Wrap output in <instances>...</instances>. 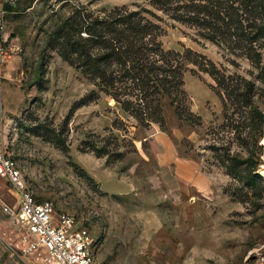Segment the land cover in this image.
I'll use <instances>...</instances> for the list:
<instances>
[{
  "label": "rangeland",
  "instance_id": "1",
  "mask_svg": "<svg viewBox=\"0 0 264 264\" xmlns=\"http://www.w3.org/2000/svg\"><path fill=\"white\" fill-rule=\"evenodd\" d=\"M139 4L148 5L146 0L16 2L8 16L15 65L9 90L3 85L0 141L38 200L53 201L56 215L72 214L90 230L97 241L96 264H254L264 249V70L210 40L196 41L194 29L165 24L166 49L192 48L226 77L251 83L252 102L229 98L209 73H197L189 64L179 113L167 101L163 123L145 127L49 41L59 21L76 8L100 13ZM155 130L201 162L212 181L208 193L165 192L155 172ZM104 145V155L93 150ZM251 171L259 176L251 179ZM119 177L133 181L135 189L124 194L130 186ZM4 186L3 198L15 208L18 193ZM19 234L0 208V264H26L15 245Z\"/></svg>",
  "mask_w": 264,
  "mask_h": 264
},
{
  "label": "trees",
  "instance_id": "2",
  "mask_svg": "<svg viewBox=\"0 0 264 264\" xmlns=\"http://www.w3.org/2000/svg\"><path fill=\"white\" fill-rule=\"evenodd\" d=\"M18 1L5 3L8 16ZM146 1L148 5H117L100 13L76 8L59 21L49 41L63 60L145 127L163 123L167 101L179 113L177 101L185 91L189 64L197 73H209L229 98L252 102L251 83L243 86L226 77L214 61L192 48L166 49L162 36L165 24H182L195 30L196 41L210 40L264 70V0ZM93 150L104 155L108 145ZM258 176L251 171V179Z\"/></svg>",
  "mask_w": 264,
  "mask_h": 264
},
{
  "label": "built area",
  "instance_id": "3",
  "mask_svg": "<svg viewBox=\"0 0 264 264\" xmlns=\"http://www.w3.org/2000/svg\"><path fill=\"white\" fill-rule=\"evenodd\" d=\"M8 12L0 9V137L5 128L3 81L9 62ZM0 179L15 188L18 204L10 206L0 194V208L19 227L16 247L26 264H96L97 241L87 227L69 213L56 215L53 201H41L26 181L22 169L2 143ZM254 264H264V249Z\"/></svg>",
  "mask_w": 264,
  "mask_h": 264
},
{
  "label": "crops",
  "instance_id": "4",
  "mask_svg": "<svg viewBox=\"0 0 264 264\" xmlns=\"http://www.w3.org/2000/svg\"><path fill=\"white\" fill-rule=\"evenodd\" d=\"M14 1L15 0H0V9L4 8L5 3ZM8 49L9 62L6 68V78L3 81V85L6 86L7 90H9V86L11 84V82L8 81L11 76L10 70H12L13 66L15 65V62L10 60L13 57V55H11V51L14 49V46L10 45L9 47L8 45ZM153 137L156 147V177L163 184L165 192L171 195L192 191L202 195L208 193L211 189L212 181L210 177L203 171L201 162H195L191 158L182 154L173 138L169 134L160 132V130H155ZM1 144L2 142L0 141V145ZM108 172L109 174L118 176L117 173H113L111 171ZM120 179L122 181H126L130 186L129 191L124 194L131 193L135 189L133 181L124 180L123 178ZM4 185L5 182L0 179V194L3 197L7 195V190Z\"/></svg>",
  "mask_w": 264,
  "mask_h": 264
},
{
  "label": "water",
  "instance_id": "5",
  "mask_svg": "<svg viewBox=\"0 0 264 264\" xmlns=\"http://www.w3.org/2000/svg\"><path fill=\"white\" fill-rule=\"evenodd\" d=\"M260 175L264 176V170H261Z\"/></svg>",
  "mask_w": 264,
  "mask_h": 264
}]
</instances>
